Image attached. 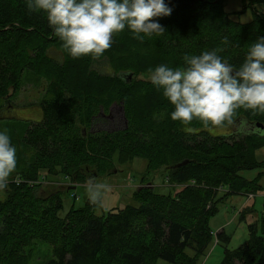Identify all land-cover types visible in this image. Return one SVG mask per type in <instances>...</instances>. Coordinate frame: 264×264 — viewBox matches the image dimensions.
Masks as SVG:
<instances>
[{"label":"trees","instance_id":"trees-1","mask_svg":"<svg viewBox=\"0 0 264 264\" xmlns=\"http://www.w3.org/2000/svg\"><path fill=\"white\" fill-rule=\"evenodd\" d=\"M164 2L170 15L153 20L166 33H141L142 41L127 27L114 34L100 58L104 68L116 71L98 75L86 69L88 56L73 58L63 48L45 13L29 12L25 0H0V99L17 92L25 71L39 70L46 78L38 118L18 120L29 155L0 191V264H25L23 247L32 250L35 240L50 252L40 264H197L213 239L222 245L217 264H264V216L246 224L247 238L230 249L222 229L213 238L208 227L219 203L260 187L256 176L239 173L264 168V158L255 156L264 149V113L238 109L234 123L222 128L198 119L185 125L171 119L174 107L162 89L141 77L162 64L182 67L185 55L212 49H223L218 54L238 69L252 43L264 36V0H242L235 16L223 0ZM246 8L249 18L242 22L237 18ZM51 46L63 54L61 63L46 57ZM111 105L121 109L123 124L92 129L96 119L106 126L101 117ZM114 151L120 163L137 157L149 169L163 166L169 186H183L173 195L138 187L135 203L101 214L88 200L61 214L57 192L33 197L40 171L91 179Z\"/></svg>","mask_w":264,"mask_h":264},{"label":"clouds","instance_id":"clouds-1","mask_svg":"<svg viewBox=\"0 0 264 264\" xmlns=\"http://www.w3.org/2000/svg\"><path fill=\"white\" fill-rule=\"evenodd\" d=\"M29 12L46 14L49 26L73 58H99L113 43V35L129 29L134 38L164 35L154 17L168 16L164 0H25ZM141 33L144 36L140 35ZM226 42V41H225ZM223 49L185 55L183 66L149 69L150 81L174 107L173 121L185 125L198 119L204 126H231L238 109L264 113V36H258L237 69L218 53ZM17 167L16 149L7 131L0 132V191ZM111 186L89 179L91 205L102 203Z\"/></svg>","mask_w":264,"mask_h":264},{"label":"rangeland","instance_id":"rangeland-1","mask_svg":"<svg viewBox=\"0 0 264 264\" xmlns=\"http://www.w3.org/2000/svg\"><path fill=\"white\" fill-rule=\"evenodd\" d=\"M223 5L226 11L232 12L234 14L232 16H235L234 12L241 9L242 0H223ZM248 18L249 9L246 8L237 19L243 22ZM46 57L56 63H61L63 60V54L57 46L49 47L46 51ZM86 69L92 70L98 75H102L104 72L110 75V71H116L114 67H110V69L108 67L104 68L103 58H94L91 55L88 56ZM141 77L150 81V75H142ZM45 88L46 78L41 74V71H25L21 75L17 92L7 98V100L0 99V132L7 131L10 141L16 149L17 167L21 165L23 157L26 160L29 155L28 149L19 140L23 123L18 120H36L38 118V102L45 96ZM6 101L8 104L5 103ZM101 119L106 120V126L101 125L100 120L96 119L93 122L92 129H103V127L113 129L123 124L120 108L117 105H111L109 111ZM94 126L96 127L94 128ZM117 156L114 151L105 168L97 170V175L91 178L96 182H104L111 186V190L104 194L102 203L91 206L95 214H101L111 208L122 207L125 204L135 203L132 199V193L138 187H148L155 193L164 194L170 192L173 195L174 192L183 186L180 184L170 187V184L166 182L168 178L165 176L166 170L163 166L149 169L147 162L137 157L120 163ZM255 156L257 160L263 159L264 149H258L255 152ZM53 173L55 175H50L44 171L38 173L40 182L38 181L39 184L33 189V197H44L50 193L57 192L62 204L61 214L69 208L74 209L84 206L88 200L86 187L89 179L82 178L81 180L71 181L68 176L66 178L56 172ZM239 175L245 179H252L256 176L257 179L255 180L260 187L255 191L249 189L247 194L230 195L226 201L219 203L217 212L208 220V227L212 237L219 229H222L223 233L228 236L226 246L229 249L238 247L245 241L247 238L246 224L256 221L260 216H264V168L242 170ZM28 185L31 186L32 183ZM69 185H72V188H69ZM223 188L218 187L217 189L223 190ZM220 193L221 191L217 195ZM72 194L73 196H71ZM242 209L244 211H241ZM31 244L32 250L26 251L27 246H24L22 250L26 258L25 264H40L49 257L50 252L47 244L37 240L31 241ZM221 253V243L216 244L213 239L207 246L203 256L197 259V264H217L221 258ZM156 264L168 263L158 260Z\"/></svg>","mask_w":264,"mask_h":264},{"label":"water","instance_id":"water-1","mask_svg":"<svg viewBox=\"0 0 264 264\" xmlns=\"http://www.w3.org/2000/svg\"><path fill=\"white\" fill-rule=\"evenodd\" d=\"M127 76L129 77L130 75L127 74ZM120 111H121V109H120ZM256 125L259 126L260 128H262V125H259V124H256ZM183 163H185V161L178 163V165H181ZM91 175H94V173H92Z\"/></svg>","mask_w":264,"mask_h":264}]
</instances>
